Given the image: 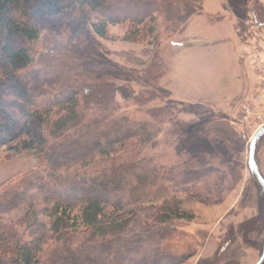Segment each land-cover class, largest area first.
<instances>
[{
    "label": "trees",
    "instance_id": "obj_1",
    "mask_svg": "<svg viewBox=\"0 0 264 264\" xmlns=\"http://www.w3.org/2000/svg\"><path fill=\"white\" fill-rule=\"evenodd\" d=\"M172 7L169 0H0V154L27 129L28 139L6 156L28 150L39 161L27 184L0 191V217L26 206L0 225L1 263L181 264L196 253L198 243L172 221L191 216L179 206L186 197L225 199L242 179L235 162L242 143L192 129L173 104L150 109L151 120L119 114L120 67L99 57L97 38L114 39L110 26L128 22L118 39L145 41L158 29L153 11ZM167 72L155 52L146 76L158 82ZM144 90L137 103L160 97ZM160 141L147 160L146 149H160ZM135 225L145 231L125 236Z\"/></svg>",
    "mask_w": 264,
    "mask_h": 264
},
{
    "label": "rangeland",
    "instance_id": "obj_2",
    "mask_svg": "<svg viewBox=\"0 0 264 264\" xmlns=\"http://www.w3.org/2000/svg\"><path fill=\"white\" fill-rule=\"evenodd\" d=\"M169 1L172 9L152 13V23L161 36L156 38V31L145 36V41H123L118 36L126 33L129 23L111 25L114 39L97 36L103 50L99 57L120 67L115 99L125 106L119 114L151 120L150 109L173 104V112L192 129L216 130L242 143L234 160L243 168L242 179L225 192V199L205 204L186 197L179 206L191 216L172 224L198 243L196 253L181 264H256L264 246V190L251 174L248 158L251 139L264 125V28L254 17V12L261 13L264 0ZM157 51L168 72L152 82L145 72ZM144 89L156 91L162 98L137 103L135 98L147 91ZM27 134L24 129L2 147L0 191L14 183L23 186L39 173V161L32 152L21 150L6 156V149L22 146ZM164 141H160V149H146L147 160L161 151ZM256 160L264 176V135L257 143ZM25 208L1 216L0 225L22 217ZM144 231L135 225L124 235Z\"/></svg>",
    "mask_w": 264,
    "mask_h": 264
},
{
    "label": "water",
    "instance_id": "obj_3",
    "mask_svg": "<svg viewBox=\"0 0 264 264\" xmlns=\"http://www.w3.org/2000/svg\"><path fill=\"white\" fill-rule=\"evenodd\" d=\"M263 135H264V125L261 126L256 131V133L253 135L251 139L250 147H249L248 167H249L251 174L256 178L257 182L264 190V176L256 160L257 143L259 142V140L261 139ZM263 261H264V246H263L262 254L256 264H261Z\"/></svg>",
    "mask_w": 264,
    "mask_h": 264
}]
</instances>
